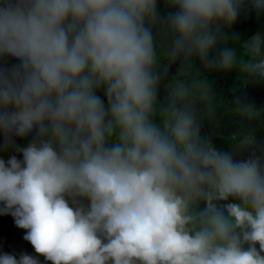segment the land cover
Here are the masks:
<instances>
[{
	"label": "clouds",
	"instance_id": "obj_1",
	"mask_svg": "<svg viewBox=\"0 0 264 264\" xmlns=\"http://www.w3.org/2000/svg\"><path fill=\"white\" fill-rule=\"evenodd\" d=\"M244 3L170 0L172 42L158 53L146 26L157 0H0V56L20 61L0 69V131L6 144L12 133H36L17 148L22 161L0 159V215L26 230L38 256L51 264H264L260 157L237 160L201 138L195 105L211 102L206 82L174 83L157 100L158 73L180 54L168 76L196 55L217 69L213 77L237 67L264 79V30L239 54L216 51ZM251 7L264 11V0ZM158 55L167 62L157 73ZM229 197L239 203H216ZM38 256L2 253L0 264H40Z\"/></svg>",
	"mask_w": 264,
	"mask_h": 264
},
{
	"label": "rangeland",
	"instance_id": "obj_2",
	"mask_svg": "<svg viewBox=\"0 0 264 264\" xmlns=\"http://www.w3.org/2000/svg\"><path fill=\"white\" fill-rule=\"evenodd\" d=\"M146 26L150 27L153 32L157 52L161 53L167 50L170 44L166 46L167 38L161 33L160 15L157 14V19L153 24H146ZM262 36H264V33ZM164 56L167 57V55ZM164 56L158 55L156 70L154 71L157 72L158 67L162 66V62L158 59ZM190 60V57L187 60H183L184 62L182 61V64L177 67L176 72L172 73L170 76L161 75V73L157 72L160 76L157 85V97L159 100H165L168 96L170 86L174 83L183 82L187 85H191L194 82L190 80L189 75ZM16 63L18 65L19 60L15 57L7 55L0 56V69L10 70ZM234 68L237 67H233L230 70L220 69L207 85L211 102H198L195 105L200 131H203V134L207 138L211 137L209 135L212 134H225L227 136L242 135V140L233 145L230 151L234 159L246 160L252 157H260L261 163L264 164V103L252 104L245 100L244 85L247 81L245 80L247 74H243L239 68L235 71ZM219 107L224 108L221 113L217 112ZM11 135L17 136L14 133ZM1 140L5 142V135ZM230 198L234 201H238L233 197ZM80 202L84 203L85 200H81ZM226 202L229 203V200L217 201L216 203L219 206ZM201 203H203V201L197 202L198 205ZM237 203H239V201ZM0 207H2V205H0ZM194 207L197 210V205H194ZM3 217L5 230L0 235V254L9 253L16 255L17 258L20 253L38 256L30 242L23 239L26 230L18 228L11 215H3ZM245 247L247 246L245 245ZM257 249H259V245H257ZM38 258L40 264H51V262L46 261L43 256H38Z\"/></svg>",
	"mask_w": 264,
	"mask_h": 264
},
{
	"label": "trees",
	"instance_id": "obj_3",
	"mask_svg": "<svg viewBox=\"0 0 264 264\" xmlns=\"http://www.w3.org/2000/svg\"><path fill=\"white\" fill-rule=\"evenodd\" d=\"M176 10L177 9L175 7L171 6L170 0H157V14H159L161 18V33L165 38H167L166 46L169 44L171 45L172 42V34L167 27V18ZM260 30H264V11H256L251 7V0H245V3L242 6L241 11L237 17V20L230 27H223V32L226 33L230 37V39L227 42L220 41L217 45L216 51L223 47H230L239 54V52L242 50L243 42L249 40ZM190 59V80L203 81L206 82V85H208L211 82V79L217 69L210 68L209 66H204L205 63L202 62L196 55H193L192 57H190ZM19 64L20 61L18 65ZM15 65L17 66V64ZM244 97L245 100L249 103L263 104L264 79L248 78L244 87ZM157 100L158 102L164 101L159 99ZM223 110V107H219L217 109V112L221 113ZM155 122L157 124L160 123L158 117H156ZM35 135V130L23 137L11 135V141L6 144L1 140L4 137V133L0 131V159H4L5 161H7L11 156L15 155L18 160L22 161L23 155L21 152L17 151V148L27 147L30 143L33 142ZM200 135L202 139L210 141L217 150L229 153L232 149V146L237 144L242 139V135L227 136L225 134H212L209 135L211 137L207 138L203 134V131H200ZM237 202L238 201H234L233 203ZM4 230V217L3 215H0V235L4 232Z\"/></svg>",
	"mask_w": 264,
	"mask_h": 264
},
{
	"label": "flooded vegetation",
	"instance_id": "obj_4",
	"mask_svg": "<svg viewBox=\"0 0 264 264\" xmlns=\"http://www.w3.org/2000/svg\"><path fill=\"white\" fill-rule=\"evenodd\" d=\"M183 60H184V59L182 58L180 63H182ZM185 60H186V59H185ZM159 61H161L162 63L167 62V61H166V58H161V59H159ZM183 62H184V61H183ZM164 71H165V69H162V70H161V74H162V75H165V76H168V75H169V66H167V72H166V71L164 72ZM157 72H158V70H157ZM167 73H168V74H167ZM101 93H105V89H104V88L102 89V92H101ZM106 98H107V97H106V93H105V99H106ZM87 203H88V202L85 200V202H84L83 204H84L85 206H87Z\"/></svg>",
	"mask_w": 264,
	"mask_h": 264
},
{
	"label": "water",
	"instance_id": "obj_5",
	"mask_svg": "<svg viewBox=\"0 0 264 264\" xmlns=\"http://www.w3.org/2000/svg\"><path fill=\"white\" fill-rule=\"evenodd\" d=\"M182 57V54L178 55L174 60L171 59V64L169 66V71H172L175 64H177V62L179 61V59Z\"/></svg>",
	"mask_w": 264,
	"mask_h": 264
},
{
	"label": "crops",
	"instance_id": "obj_6",
	"mask_svg": "<svg viewBox=\"0 0 264 264\" xmlns=\"http://www.w3.org/2000/svg\"><path fill=\"white\" fill-rule=\"evenodd\" d=\"M260 33H261V31H260ZM157 99H158V97H157ZM230 200H233L232 198H230L229 197V201ZM227 203V202H226ZM226 203H224V204H226ZM230 203V202H229ZM197 205V211L199 210V211H202L204 208H205V203L203 202V203H201V204H196ZM258 245V244H257ZM257 245H256V247H257ZM247 246V245H246Z\"/></svg>",
	"mask_w": 264,
	"mask_h": 264
}]
</instances>
